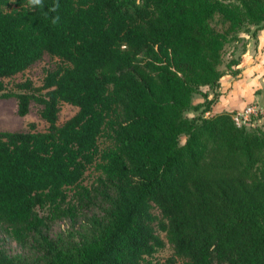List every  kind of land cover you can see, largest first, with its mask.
Wrapping results in <instances>:
<instances>
[{
  "label": "trees",
  "instance_id": "trees-1",
  "mask_svg": "<svg viewBox=\"0 0 264 264\" xmlns=\"http://www.w3.org/2000/svg\"><path fill=\"white\" fill-rule=\"evenodd\" d=\"M261 30L264 0H0V91L61 61L44 92L9 93L48 126L0 130V264H150L158 229L171 264H264V121L212 114ZM63 102L78 112L60 125ZM79 217L88 232L52 233Z\"/></svg>",
  "mask_w": 264,
  "mask_h": 264
},
{
  "label": "rangeland",
  "instance_id": "rangeland-1",
  "mask_svg": "<svg viewBox=\"0 0 264 264\" xmlns=\"http://www.w3.org/2000/svg\"><path fill=\"white\" fill-rule=\"evenodd\" d=\"M248 37V36H247ZM60 59L56 56H52L48 53L44 54V56L34 63L32 66L27 68L25 71L18 73L12 77L4 78V86L5 90L0 91V130L1 131H11V132H20V131H44L46 130L48 124L47 122L41 117L40 111L42 106L39 105L36 101H32L30 105V111L27 115L21 116L18 113V98L9 93H20L23 92L21 88L18 87L19 83H23L27 80L32 81V85L35 91H41L44 85V79L46 74L49 70L55 69L57 66L60 65ZM204 91H208V87H203ZM45 90H42L44 92ZM9 94V95H7ZM202 95H197L194 98L195 103H199L203 101ZM78 112V107L73 104L63 102L61 104V109L59 112V124H64L68 119L73 117ZM200 111L189 110L186 112L187 116L193 118L197 116ZM264 119L254 121L253 125H247L248 127H254L261 125ZM34 123V127H31V124ZM186 136H182L181 142L185 143ZM97 176V172L89 171L87 174V179L85 181L86 184H91L95 181ZM156 214L159 211L156 209L154 210ZM41 214H48L49 210L40 209ZM91 211H88V214L91 215ZM89 223H87L82 217H79L78 223L73 224L69 218H59L56 221L51 223V230L54 235L64 232L68 233L69 231H76L78 232L77 235L80 233H86L89 231L88 229ZM158 234L165 242V246L162 249L156 251L152 256H147L150 261V264H171L173 263L174 257V249L171 243L168 240L167 234L161 230H157ZM5 234L0 231V237H4ZM79 237V236H77ZM7 245L10 249L11 253H23L21 247L17 245L15 241L11 239H7Z\"/></svg>",
  "mask_w": 264,
  "mask_h": 264
},
{
  "label": "crops",
  "instance_id": "crops-1",
  "mask_svg": "<svg viewBox=\"0 0 264 264\" xmlns=\"http://www.w3.org/2000/svg\"><path fill=\"white\" fill-rule=\"evenodd\" d=\"M240 67L242 73L238 78L231 75L222 78V94L213 105L212 114L239 112L250 104L264 109V30L257 40L251 38Z\"/></svg>",
  "mask_w": 264,
  "mask_h": 264
},
{
  "label": "built area",
  "instance_id": "built-area-1",
  "mask_svg": "<svg viewBox=\"0 0 264 264\" xmlns=\"http://www.w3.org/2000/svg\"><path fill=\"white\" fill-rule=\"evenodd\" d=\"M233 117L240 126L253 125L254 121L264 119V109L258 105L250 104L242 111L235 112Z\"/></svg>",
  "mask_w": 264,
  "mask_h": 264
},
{
  "label": "clouds",
  "instance_id": "clouds-1",
  "mask_svg": "<svg viewBox=\"0 0 264 264\" xmlns=\"http://www.w3.org/2000/svg\"><path fill=\"white\" fill-rule=\"evenodd\" d=\"M28 3L32 6H42V0H28ZM53 10H55V7L53 8ZM58 19L59 17H56L52 22L55 24L58 21Z\"/></svg>",
  "mask_w": 264,
  "mask_h": 264
}]
</instances>
